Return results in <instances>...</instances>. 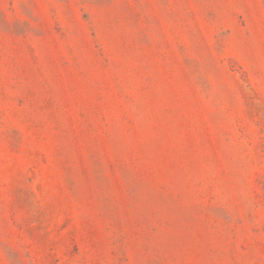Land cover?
<instances>
[{"label":"rangeland","instance_id":"rangeland-1","mask_svg":"<svg viewBox=\"0 0 264 264\" xmlns=\"http://www.w3.org/2000/svg\"><path fill=\"white\" fill-rule=\"evenodd\" d=\"M0 264H264V0H0Z\"/></svg>","mask_w":264,"mask_h":264}]
</instances>
